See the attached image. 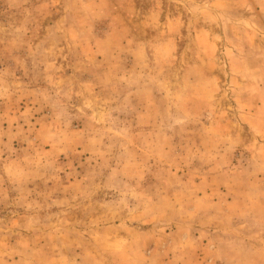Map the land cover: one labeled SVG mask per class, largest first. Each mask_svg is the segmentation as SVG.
<instances>
[{
    "label": "clouds",
    "instance_id": "clouds-1",
    "mask_svg": "<svg viewBox=\"0 0 264 264\" xmlns=\"http://www.w3.org/2000/svg\"><path fill=\"white\" fill-rule=\"evenodd\" d=\"M2 2L23 18L0 25V203L23 212L0 223V264H264V0H167L176 14L155 24L157 41L136 46L130 72L95 60L125 47L124 0ZM103 20L111 31L98 35ZM181 28L211 37L194 61L177 49ZM130 77L145 97L135 125L120 119L133 111ZM86 154L88 174L74 179L60 157ZM148 174L160 186L141 195ZM220 185L229 189L221 200L234 191L248 212L260 206L258 234L251 222L221 220V200L197 201ZM105 187L116 198L94 201ZM77 204L102 215L78 230L40 216Z\"/></svg>",
    "mask_w": 264,
    "mask_h": 264
},
{
    "label": "rangeland",
    "instance_id": "rangeland-1",
    "mask_svg": "<svg viewBox=\"0 0 264 264\" xmlns=\"http://www.w3.org/2000/svg\"><path fill=\"white\" fill-rule=\"evenodd\" d=\"M125 8L120 11L121 18V27L125 30L124 35L126 37L125 47L121 48L119 51V55L112 58L111 54H103L97 55L95 60L100 62L104 67L102 71H106L112 64H116L120 70L131 71L135 67L136 63V54L135 48L139 44H144L151 41H157L160 35L159 28L155 26L156 23L163 24L169 18V12L172 15L176 14V10L172 8L167 0H159L160 3V16L158 22L152 21V13L155 9V5L157 0H124ZM131 9L133 15L129 16L128 9ZM22 12L17 9L15 11H10L7 9L6 5L0 0V25H7L10 22H20L22 20ZM94 31L96 34H108L111 31L110 22L107 20H103L98 22L95 25ZM198 29H194L189 34V30L187 28H181L180 30V39L177 41V49L178 51L188 50L191 53V59L194 61L197 58V54L201 47H207L211 42V37H208L207 40H202L197 36ZM128 41H131L129 44ZM259 43V42H258ZM64 41H60V46L63 47ZM163 51V47L161 48ZM87 78V77H86ZM98 93L101 95H109L111 89L105 88L101 86L97 89ZM127 91L133 93L132 96L129 97L128 107L132 108L133 111H127L125 109V114L121 115L120 119L122 121H126L132 125H135L136 120V111L142 109L145 103V97L143 93L137 88L133 79L130 77ZM21 111H23V105L21 106ZM47 111L41 112L37 114V119L46 118ZM74 127H82V122L76 121L73 123ZM4 127H7L5 124ZM150 129L145 128L144 131H149ZM139 131V130H138ZM50 147L49 145H45V150ZM61 163L67 164L69 160L72 163V167L75 169L78 174L74 179H83L89 171L87 164L84 161L87 160V154L82 157L74 158L68 157L67 159L61 155L60 157ZM176 176L181 179H186L183 177L182 173L176 171ZM61 180L67 183L65 179L64 173H61ZM192 183L194 185L200 184V178L196 177ZM160 186V181L158 180L156 175L148 174L143 177V180L140 184L141 195L147 194L151 195L157 191V188ZM53 187V183L50 181L47 186L43 183L38 184L36 186L37 191L45 192L51 190ZM216 192L218 195L214 196L211 190L197 191L194 193L197 201L200 204H205L207 201H211L212 203H216L218 200H221L220 194H225L229 192V189L223 185L217 187ZM175 194V190H170L168 195L172 196ZM117 193L110 188H101L97 190L92 197L94 201H98L101 203L109 202L115 199ZM54 199L63 200L65 198V194L61 192H57ZM233 207H228L233 205ZM217 207L221 210V220H226L232 226H237L241 222H251L252 224L257 226V232L254 234H258L259 226L262 223L261 215H260V206L258 205L256 209L251 212H248L244 207L241 206L239 200V194L234 192L231 197H228L226 200H221ZM102 209L95 206H85L84 204H77L75 206L69 207L66 211L60 206H53L50 209H41L40 216L46 223L56 224L57 222H63L67 226H70L74 229H81L84 226L88 225L94 218H97L102 215ZM22 213L23 209H17L13 206L5 203H0V223H6L12 217L13 213ZM199 235V233H196ZM154 246V245H153ZM79 249H75V252H78Z\"/></svg>",
    "mask_w": 264,
    "mask_h": 264
}]
</instances>
